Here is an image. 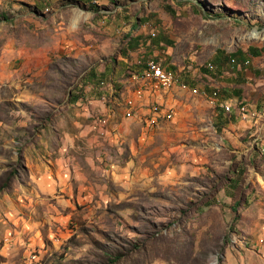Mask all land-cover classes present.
I'll list each match as a JSON object with an SVG mask.
<instances>
[{
  "label": "rangeland",
  "instance_id": "1",
  "mask_svg": "<svg viewBox=\"0 0 264 264\" xmlns=\"http://www.w3.org/2000/svg\"><path fill=\"white\" fill-rule=\"evenodd\" d=\"M89 83L113 142L56 209L24 154ZM0 264H264V0H0Z\"/></svg>",
  "mask_w": 264,
  "mask_h": 264
},
{
  "label": "crops",
  "instance_id": "2",
  "mask_svg": "<svg viewBox=\"0 0 264 264\" xmlns=\"http://www.w3.org/2000/svg\"><path fill=\"white\" fill-rule=\"evenodd\" d=\"M121 58L123 60L121 64L126 65L127 67L125 58ZM113 62L114 61L111 60L101 64L100 70L108 71L111 67L114 69L115 66ZM113 69H110V73L113 72ZM116 69L118 70V68ZM91 72L93 74H89ZM94 73L93 70L87 71L88 78H85L86 82L87 80H91L89 76H91L95 82L98 80ZM105 75H107V73H105ZM118 81L122 83L117 85L119 88H116L112 82L110 86L109 83H107L109 86L107 90L108 95L112 96L111 98L108 97L109 102H115L117 100V98H114L113 96L115 91L122 95L126 93V89L129 93L132 92L134 84L130 74L125 79ZM89 85L91 86H89L90 90L88 91L86 88H80L76 94H73L75 90L72 92L70 91V99L68 98V102L65 106L55 107L52 111L48 112V116H46L45 119H42V123L38 124V127L36 128L37 133L35 135L36 139L34 144L28 147L26 154H24V161L28 168V183L33 186L35 191H39L35 187L36 183L41 187L40 190L44 193L52 194V192L58 187H64V192L61 193L59 197H56V203L60 206L55 205L56 209L67 208V206L71 205L70 198H73L75 195L78 198L80 195H91L94 193L92 187L94 185L92 183L89 186H85L84 180L87 179L85 177L88 174V170H91V168L95 167V170L97 171L99 167L96 168V162H103L104 159H107L108 153L107 150L104 149L105 144L113 142V137L109 135L110 133L108 134V132H110V119L115 116L117 112V110L115 111L116 107L114 108V105L102 101L101 96L106 93L102 90L100 91V88H98L97 85L95 86L91 83H89ZM177 89L179 90L180 88ZM100 92L103 93L100 94ZM88 96L92 97V100H94L90 105L86 98ZM158 97L159 96L156 98L159 101ZM78 98H81L80 104H84V106H80V112H75L74 108H78L79 106ZM136 102V99L131 102V105H133L134 108ZM102 112H110V114L108 113V124L100 128L103 129L106 127L104 130L98 129L100 131H93L90 126V117L93 120L95 115H102ZM111 128L114 127L111 126ZM91 130L95 134L91 133ZM101 151L103 154L100 153ZM96 154L97 156H95ZM104 171L105 170L103 169L101 172L97 171V173L104 174ZM71 178L74 179L73 183L75 184V188H73V184L71 185L70 183ZM76 179L77 182L75 183ZM26 186L27 185L23 186L22 183H19L17 186V188L20 189L19 194ZM100 193L102 195V192ZM38 245L40 246V244Z\"/></svg>",
  "mask_w": 264,
  "mask_h": 264
},
{
  "label": "bare ground",
  "instance_id": "3",
  "mask_svg": "<svg viewBox=\"0 0 264 264\" xmlns=\"http://www.w3.org/2000/svg\"><path fill=\"white\" fill-rule=\"evenodd\" d=\"M81 14L77 13L75 16V19H73L72 27H76V23L79 21ZM151 62L156 63V72L154 73L157 77L160 83L164 84L165 86L169 87L175 83V78L172 73H169L163 68L161 65L158 64V62H155L154 60H151ZM217 95V92H214V98ZM216 101V100H215ZM101 120V119H99ZM40 261V260H39Z\"/></svg>",
  "mask_w": 264,
  "mask_h": 264
},
{
  "label": "built area",
  "instance_id": "4",
  "mask_svg": "<svg viewBox=\"0 0 264 264\" xmlns=\"http://www.w3.org/2000/svg\"><path fill=\"white\" fill-rule=\"evenodd\" d=\"M156 34V33H155ZM249 60L246 61L248 63ZM156 72V63H153L151 61H146L145 66L142 67V73H155ZM88 100L89 105L92 104L94 100H92V97H86ZM103 102H107L102 100Z\"/></svg>",
  "mask_w": 264,
  "mask_h": 264
},
{
  "label": "trees",
  "instance_id": "5",
  "mask_svg": "<svg viewBox=\"0 0 264 264\" xmlns=\"http://www.w3.org/2000/svg\"><path fill=\"white\" fill-rule=\"evenodd\" d=\"M12 177H10V179H11Z\"/></svg>",
  "mask_w": 264,
  "mask_h": 264
},
{
  "label": "clouds",
  "instance_id": "6",
  "mask_svg": "<svg viewBox=\"0 0 264 264\" xmlns=\"http://www.w3.org/2000/svg\"><path fill=\"white\" fill-rule=\"evenodd\" d=\"M39 250H41V249H39Z\"/></svg>",
  "mask_w": 264,
  "mask_h": 264
}]
</instances>
